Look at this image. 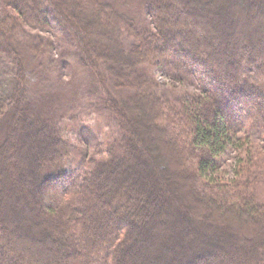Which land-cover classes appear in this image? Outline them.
Here are the masks:
<instances>
[{"label":"trees","instance_id":"trees-1","mask_svg":"<svg viewBox=\"0 0 264 264\" xmlns=\"http://www.w3.org/2000/svg\"><path fill=\"white\" fill-rule=\"evenodd\" d=\"M238 1L146 0L156 31L139 32L105 0H0V65L9 75L7 87L0 81V121L7 123L0 141V264H264V199L257 194L264 181V19L249 20L264 16V0H243L240 7ZM235 8L248 18L226 24ZM204 14L215 28H185L199 29ZM100 18L105 33L117 38L87 47L86 34L106 35L91 25ZM54 23L64 32L71 27L82 64L94 68L98 83L106 70L116 87L134 90L127 101L102 99L118 133L92 154L64 138V118H38L27 99V68L14 38L25 25L51 31ZM123 31L137 38L130 50ZM150 68L196 80L201 93L174 98L163 90L162 99L161 84L145 72ZM246 126L259 129V145ZM150 135L167 153L157 166L145 158ZM229 148L236 151L233 179L220 174L218 162ZM158 171L194 189L187 205L192 220L181 206L184 217H175V195L157 186ZM36 203L50 213L41 237L26 229L36 232L37 224L20 226L33 218ZM228 213L243 218L255 239L221 224ZM168 220L183 225L171 232Z\"/></svg>","mask_w":264,"mask_h":264},{"label":"rangeland","instance_id":"rangeland-1","mask_svg":"<svg viewBox=\"0 0 264 264\" xmlns=\"http://www.w3.org/2000/svg\"><path fill=\"white\" fill-rule=\"evenodd\" d=\"M107 3L112 5V7L129 19L131 22L134 23L135 29L139 32L145 30H155V23L152 20L150 12L147 10L146 7V0H105ZM71 3H63L62 7H68ZM243 4V0L238 1L237 6L240 7ZM88 8V7H87ZM86 8V9H87ZM111 8V7H110ZM201 8V7H200ZM205 9V8H204ZM235 11H231L229 16H227L226 24H229V21L233 18H237V24H241V21L246 20L248 18V14H246V10H239L234 9ZM90 11L89 8L87 12ZM205 11V10H204ZM174 16L177 15L176 12H173ZM205 13V12H204ZM206 15L204 14L201 21H203V25L199 27L189 24L185 26L186 29L202 32L205 31L209 23L212 27L215 28L216 21L206 22ZM257 16V15H255ZM258 18L250 17L251 25H256L258 20L264 19V16L258 15ZM103 21V18L98 20L97 24L100 21ZM205 21V22H204ZM83 21L81 20V25ZM91 24V23H90ZM91 24L92 27L98 31L104 30L106 28L101 24L99 26ZM53 29L51 31L39 29L33 26H23L24 31L20 32L17 37L15 36V45L18 48V51L21 53V57L23 63L27 68V82L29 90L27 92V99L30 102L31 109L36 112V116L41 119L50 120V121H59L60 118H64L63 122H60L65 125L63 133L64 138L70 141L73 144H77L80 147L87 146L90 149L91 154L95 152L97 148H102L106 146V142L111 137L115 138L117 136V126L110 115L106 112V107L110 105L102 101L106 94L112 95L118 101H127L133 97L134 90L131 87L127 88H118L114 85L113 80H111L110 72L103 70L102 74L99 75V83L98 79L95 78L96 72L94 68L89 70L85 65L82 64L81 61V51L76 49L78 47L76 44V39L71 35L69 31H71V27H65L67 31L58 30L56 24H53ZM239 25H234L235 29L238 28ZM99 27V28H98ZM228 27V25H227ZM64 28V29H65ZM70 29V30H69ZM213 30V29H212ZM131 32H134L131 30ZM236 33V31H235ZM106 34V33H105ZM108 34V33H107ZM103 35L105 37H98L94 34H86L88 38H91V42L87 47L100 49L101 47H106L111 43L114 38H117L115 33H110L108 35ZM122 40L124 46L127 49L132 48V44L137 43V38L132 37L126 31L122 32ZM86 45V43H84ZM40 45V50H35L36 46ZM111 50L116 51L117 47L115 44H110ZM238 53L239 50L235 49ZM102 69L101 65H98L96 70ZM146 70L145 72L149 75H154V77L159 81L161 84L160 89L161 91L156 90L158 95L163 99L164 97L161 96L163 90L169 94L170 97L175 96H191V95H199L201 93L199 87L196 84V80H186V82H181L177 79L170 78L168 74L161 72L158 68ZM145 70V69H144ZM7 70L5 67L0 65V81L4 83V88L7 87L6 80L9 78L7 75ZM101 77V79H100ZM102 79L106 81L107 84L101 82ZM264 85V81L262 82ZM106 106V107H105ZM160 106V107H159ZM162 105H158L160 109ZM126 115L133 117V112L128 110ZM12 121V117L9 119V122ZM65 121V122H64ZM156 123L161 124L160 121H156ZM6 125L7 123L4 121H0V141L5 138L6 134ZM67 126V127H66ZM247 134H251V141L259 145L262 140L259 138V129L256 127L252 128H245ZM74 133L73 135H71ZM79 132H82L80 135ZM77 133V134H76ZM243 135V134H242ZM78 138L80 141L78 142ZM87 139V144L85 143ZM167 139V138H166ZM164 139V140H166ZM149 141L151 144L149 145L150 151L148 152L149 155H145V158L149 164L153 166L156 165V161H161V159H166L167 153H164L160 147L155 148L153 144L157 143L154 140L153 136H149ZM95 148V149H94ZM104 149V148H103ZM152 150V151H151ZM225 156L219 159L220 162V174L227 176L228 179H233V168L234 164L236 163V151L232 148H229ZM9 171V168H8ZM135 170H130L128 175L134 174ZM157 171V167H156ZM10 172V171H9ZM154 174L157 178V186L160 188L167 189V191L172 196L171 200H173L172 204V212L174 213L175 217L181 219V216L184 217L182 213L177 212L176 207H183L187 209L186 212L188 213V217L192 220L194 213L191 207H187L189 203H191L192 199H190V195L188 196L189 192H192V187L187 186L184 188H180L178 185V178L176 176H171V178L165 177L164 173ZM167 173V172H166ZM9 174V173H8ZM11 179L9 178V181ZM262 181V180H261ZM168 186H172L174 188L173 191H170ZM185 190V191H184ZM194 190V189H193ZM165 193V191H164ZM182 193V194H181ZM200 192H198L199 194ZM193 194V193H192ZM258 197L260 200L264 199V181L257 190ZM175 203V205H174ZM98 205V204H97ZM35 211L33 212V218H27L22 225L20 226H34L33 224H37V231L30 228H26L30 236H38L41 237L46 235L47 229L45 226L47 225V215L50 214L48 210L45 209V206L39 205L36 203L33 205ZM174 207V208H173ZM220 211V210H219ZM168 212V211H167ZM212 212V210H209ZM215 212V211H214ZM217 213H220L217 211ZM40 219H38V218ZM170 220H168L169 222ZM221 224L226 225L231 228L232 231L239 235H245L248 238L254 240L255 234L247 232L249 230V226H247V222H244L243 218L238 219L233 213H228L224 216V218L219 219ZM167 222V223H168ZM180 227L183 225L182 223L179 225ZM176 225V226H177ZM171 222H169L167 228H171V232L174 231V228ZM175 226V227H176ZM49 228V227H48ZM250 231V230H249ZM158 233V232H157ZM170 234V231L168 235ZM236 243H241L239 240ZM149 247V246H148ZM144 248V247H143ZM145 253L149 251L147 247L143 250ZM143 253V252H142ZM144 254V253H143ZM153 254V253H152ZM159 254V253H158ZM164 254V253H163ZM103 255V253L101 254ZM56 259V257L52 258Z\"/></svg>","mask_w":264,"mask_h":264},{"label":"bare ground","instance_id":"bare-ground-1","mask_svg":"<svg viewBox=\"0 0 264 264\" xmlns=\"http://www.w3.org/2000/svg\"><path fill=\"white\" fill-rule=\"evenodd\" d=\"M164 263V261H161V262H158L157 264H163ZM149 264V263H148Z\"/></svg>","mask_w":264,"mask_h":264}]
</instances>
